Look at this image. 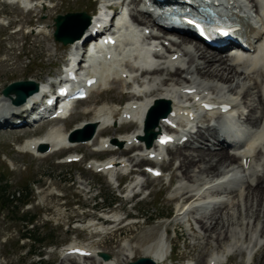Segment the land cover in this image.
Instances as JSON below:
<instances>
[{
	"label": "bare ground",
	"instance_id": "6f19581e",
	"mask_svg": "<svg viewBox=\"0 0 264 264\" xmlns=\"http://www.w3.org/2000/svg\"><path fill=\"white\" fill-rule=\"evenodd\" d=\"M7 1L19 3L27 9L33 7L32 0ZM215 1L218 2L217 7L241 22L238 32L246 38L250 46L245 52L223 54L222 50L226 47L220 49L221 51L210 49L181 32L180 39L171 37L169 34L172 32L164 27H160L161 33H157L152 27V24H155L154 17L146 3L145 7L138 11L132 12V9L128 11L130 19L136 23V26H131L126 20V12L122 11V6L121 10L116 11L120 25L113 35L115 42L87 53L88 59L96 62L92 63L94 68L88 73L89 77H96L100 87L105 86L106 80L109 79L116 84L131 85L130 93L133 99L126 104L122 117H114V124H119L120 120H128L126 124L132 123L134 129L120 134V137L104 138L100 143L97 138L102 135L115 112L114 108L99 107L97 109L100 110L95 109L97 116L95 114L90 120L84 117L76 124V127L87 122H94L97 125L90 139L73 141L67 139V133L49 131L42 136L27 139L21 146L24 150H35L39 156L51 152L58 146L65 149V145H69L67 148L69 150H76L81 143L93 145L97 149L112 146L107 152L118 151L120 157H111L104 162L91 165L109 174L118 169L126 170L143 160L154 159L153 156L150 157V153L156 149L160 134L164 130H178V127H172L169 121L180 123L182 130L172 135L174 143L166 147V152L172 153L171 159L178 160L177 165L171 170L172 177L183 180L182 182L177 180L178 184L174 189L176 191L170 197L175 201L177 209L173 218L177 224L182 223L187 217L193 219L199 229V233L195 232L199 234L196 237L206 238V241L200 242L202 250L216 242L207 264H222L224 258L231 253L236 255L246 252L249 259L257 251L260 254L264 251V155L260 156L264 147V117L259 121L261 116H254L259 113L264 115V17H262L264 0L211 2ZM112 2L111 8H118L116 3L118 1ZM121 5H125L124 2ZM252 9H255L257 16L253 15ZM95 13L94 11L93 16H90L89 25L82 36L65 44V53L82 48L85 37L95 24L97 17ZM148 27L152 29L149 30ZM40 31L42 32V29H38V33ZM166 40L170 42L165 43ZM133 54L136 56L135 62L145 65V68L134 73L133 78L129 79V69L137 68L136 63L130 60ZM151 65L153 67H150ZM259 76L263 77V81L259 80ZM216 81L218 82L215 83ZM53 84L54 79L41 82L38 89L20 104L14 103L11 95L0 97V130L5 127L6 130L14 127L24 128L28 125L29 121L24 114L29 108H26V105L29 106L34 100L33 97ZM81 100L84 99H77L75 104ZM156 100H169L170 111L158 120L154 127L156 138L144 148L139 135L144 133L146 114ZM34 108L35 105L32 103L30 110ZM246 108H249L248 112H245ZM158 109L159 107L154 111ZM92 112L90 111L91 115ZM18 118L25 121L16 125L11 124ZM232 132L235 135L237 133L245 135L247 139L239 143L235 140V145L228 147L227 141H231L229 134L234 136ZM211 142L212 146H209ZM42 143L48 145L47 151L37 148ZM118 143L121 144L118 146ZM186 146L191 148L185 149ZM134 147L140 149L136 150L133 156L129 158L123 156ZM75 154L77 153H71L68 159L75 158ZM255 156L258 157V162L253 160ZM140 171L147 174L145 169ZM143 178L135 176L126 185V191H129L126 198L132 191L148 183L149 177ZM89 186L90 182L86 181L83 190L88 192ZM112 213L113 216L105 220L98 218V221L87 227H96L97 224L107 221L113 227L112 232L122 228V216H119L116 210ZM127 226L130 227V231L134 229L133 222L127 223ZM191 230L195 231L193 228ZM93 232L101 233L102 230L93 228ZM132 237L134 236H130L129 240H134ZM150 238L151 235L146 234L139 238L140 246L145 247L143 253L139 248L140 253L150 257L156 264H164L168 250L165 241L169 239L160 236L155 238L156 240L152 239L154 241L150 243ZM136 245L124 243L119 246L118 252L124 254L122 261L117 255L116 258L110 256L108 259L98 255L102 259L100 262L95 258L97 256L95 246L70 245L62 251L59 261L60 264H123L136 255L138 244ZM75 246L87 253L70 251ZM222 248L225 251L221 252ZM248 259L245 264H250ZM195 264L202 263L196 261Z\"/></svg>",
	"mask_w": 264,
	"mask_h": 264
},
{
	"label": "rangeland",
	"instance_id": "374dc122",
	"mask_svg": "<svg viewBox=\"0 0 264 264\" xmlns=\"http://www.w3.org/2000/svg\"><path fill=\"white\" fill-rule=\"evenodd\" d=\"M35 1L38 4L27 10L19 3L0 0V97L5 96L2 89L11 81L28 78L41 83L54 78L60 72L66 47L53 37L54 17L68 11L85 10L91 13L95 10L97 2V0ZM140 1L126 0L123 7L132 9V12L138 11L135 8H138ZM253 10L255 12V9ZM153 28L155 32L161 33L159 27L153 26ZM38 29H42V32L38 33ZM169 35L181 38L176 32ZM168 41L166 40L165 43ZM226 53L228 52L225 51L223 54ZM262 78L259 76L260 81H263ZM201 79H203L202 76ZM106 83L105 87H96L88 97L76 102L70 115L63 120H48L41 124L26 125L24 128L14 127L9 130H6V127L1 128L0 169L6 172L11 189L18 190L27 183L32 188L28 204L20 203L17 214L28 211L35 215L32 224L28 227L32 229L38 227L39 236L43 238V246H40L41 255L31 254L30 252L37 249L38 244L28 238L18 241L21 232L25 229L23 221L11 218L12 212L7 214L5 209L0 208V264H33L40 258L51 264H60L62 251L73 245L70 244L71 241L81 243L83 246L93 245L95 250L105 251L111 258L118 256L119 260L124 258L122 257L124 254L118 252L121 244H138V247L135 246L136 255L132 258L134 259L142 255L139 248L142 253L145 249L139 243V238L144 234L151 235L150 243L158 236L169 239L166 241L170 256L168 262L174 263L188 258L191 264H195L196 261H201L202 264L208 263L216 242L204 247L203 251L200 242L206 241V238L196 237L199 236V229L193 219L190 220L187 217L182 223L177 224L173 218L177 209L175 201L170 197L176 191L174 189L178 184L177 180L179 179L180 182L183 180L172 177L171 170L178 163V160L171 159L172 153H166L165 160L159 164L163 170L160 176L151 177L148 173L138 171L142 178L149 177L148 183L141 186L140 192L135 197L127 199L129 191H126V185L135 178L134 175L130 174L125 183L117 187L118 177L113 179L107 173L97 171L93 169L96 168L95 166H91L94 158L101 159L98 161L101 163L111 157H120L121 154L118 151L115 153L97 151L94 149L95 146L83 143L77 146L76 150L60 148L40 156L31 150L22 149L21 146L27 139L42 136L49 131L67 133L84 117L89 120L92 116L95 117L96 111L100 110L97 109L99 107L114 108L113 117H122L126 106L122 107V105L129 97H132L131 85L116 84L111 80ZM248 110L249 108H246L245 112ZM90 111H93L92 115ZM88 112L89 114H86ZM97 113L99 115V111ZM254 116H261L259 121L264 117L263 113ZM19 120L18 118L14 122ZM134 127L132 123L108 125L102 131V135L98 136L97 141L101 143L104 138L120 137V132H131ZM209 146H212V142ZM190 148L191 146L185 147V149ZM139 149L140 147H134L123 156L129 158ZM74 151L82 158L65 160L66 156L69 157ZM262 155H264V147L260 153V156ZM253 160L258 162V157H253ZM147 164L159 167L157 162L148 160H143L132 167L140 166L139 168L144 170ZM86 181L90 182L88 192L83 190ZM107 196L113 197V204L107 202ZM116 209H120L117 211L119 216L126 212L132 215L129 219L123 220L122 228L112 232L113 227L109 223L87 227L98 221L97 216H104L105 213ZM111 212L107 214L109 216L105 215V218L113 216ZM131 222L134 229L130 231L127 223ZM93 228H98L102 232L95 233ZM196 231L198 233H195ZM132 235L134 240H129ZM223 250L225 251L224 248L220 249L221 252ZM226 257L222 264H245L249 255L246 252L236 255L231 253ZM95 258L98 262L102 260L98 256ZM248 260L250 264H255L257 261L256 264H264V251L261 254L257 251ZM81 261L83 262L84 258Z\"/></svg>",
	"mask_w": 264,
	"mask_h": 264
},
{
	"label": "water",
	"instance_id": "95a60500",
	"mask_svg": "<svg viewBox=\"0 0 264 264\" xmlns=\"http://www.w3.org/2000/svg\"><path fill=\"white\" fill-rule=\"evenodd\" d=\"M89 14L85 11H68L64 14H57L54 17V29L53 37L55 40L67 44L79 38L84 28L89 23ZM38 89V82L32 79H17L9 82L2 89L3 94L11 95V98L15 103L23 102L27 96L32 94ZM15 94V97H13ZM162 103H165L162 112L154 111L155 108H158ZM170 109L168 100H156L155 104L151 106L148 110L147 118L145 122V138L148 140V144L151 143L152 138L155 136V132L152 130V127L157 124L159 117L165 116ZM95 123H86L84 127H75L70 132L71 140H81L84 141L92 137L95 131ZM41 148L45 149L46 145L42 144ZM103 258H109L110 255L107 252L102 251L100 253ZM123 264H156L148 256L139 255L138 257L129 260Z\"/></svg>",
	"mask_w": 264,
	"mask_h": 264
},
{
	"label": "trees",
	"instance_id": "16d2710c",
	"mask_svg": "<svg viewBox=\"0 0 264 264\" xmlns=\"http://www.w3.org/2000/svg\"><path fill=\"white\" fill-rule=\"evenodd\" d=\"M32 188L27 183L26 185H22L20 189L15 190L11 189V185L8 183L7 174L4 170L0 169V208L5 209L7 214L11 213V218L20 219L24 224V231L21 232V235L18 238V241L22 238H28L31 241L38 244L37 249H35L31 254H40L41 250L40 246H43V238L39 236L38 227L32 229L28 227L29 224H32V221L35 218L33 213L25 211L18 215V207L20 203L27 204L29 202V196L31 194ZM107 202L112 204L114 202L113 197L107 196ZM15 207V208H14ZM10 208H14L13 210ZM14 211V213H13ZM33 264H51L46 262L44 259L40 258L37 262H33Z\"/></svg>",
	"mask_w": 264,
	"mask_h": 264
}]
</instances>
